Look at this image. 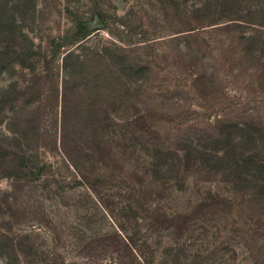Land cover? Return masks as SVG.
Segmentation results:
<instances>
[{"label": "rangeland", "instance_id": "rangeland-1", "mask_svg": "<svg viewBox=\"0 0 264 264\" xmlns=\"http://www.w3.org/2000/svg\"><path fill=\"white\" fill-rule=\"evenodd\" d=\"M162 3L0 0V264H264L238 171L164 168L188 138L264 161V26Z\"/></svg>", "mask_w": 264, "mask_h": 264}, {"label": "trees", "instance_id": "trees-1", "mask_svg": "<svg viewBox=\"0 0 264 264\" xmlns=\"http://www.w3.org/2000/svg\"><path fill=\"white\" fill-rule=\"evenodd\" d=\"M163 2L165 8L174 9L179 7V5H184L187 3H192L189 6V12L193 14L210 13L213 16L218 15V17L225 19L227 22L225 25H247L252 26H264V0H159ZM217 17V18H218ZM216 18V17H215ZM215 21V19H214ZM192 30V29H188ZM72 55L70 51L64 55L63 63L66 65V60ZM98 58L103 62L104 67L108 73L120 75L122 69L116 65L115 59L108 54L105 50L98 53ZM78 62H82L83 58L78 57ZM68 69V67H67ZM74 67H71V71ZM70 74V73H69ZM90 109V105L88 107ZM196 141L195 143H193ZM244 141V139L242 140ZM213 138L208 137L206 139L196 138L187 139L180 147H175L177 154L174 156L167 157L168 162L165 164V172L172 170L175 171L176 175L172 179L177 183H184L182 176L179 171H186L190 168L195 167L199 173L215 172L219 167L224 165L226 170L238 171L233 179H227L234 189H238L241 185L251 187L252 194L248 196L253 199H263L264 200V161L256 159L249 155H244L242 150L234 156V146L225 145L224 156L218 158L216 156L217 149L213 147ZM157 150V149H156ZM157 151H153L150 156V160L145 163V167L140 171V173H146L148 175L147 183L153 186H163L167 182V178L157 177V172H161V167L163 168V163L161 161L162 157H159ZM175 170V167L177 166ZM175 166V167H174ZM217 169V170H216ZM141 183V177L139 181L140 188L145 186L146 183ZM176 185L178 186V184ZM235 197L239 199H244L247 194H239ZM219 194H217V197ZM8 233V232H7ZM7 233H1L0 235L5 237ZM5 264H9L8 261Z\"/></svg>", "mask_w": 264, "mask_h": 264}]
</instances>
